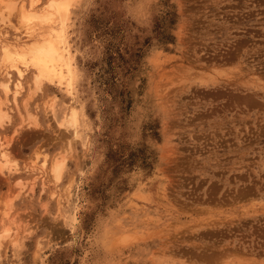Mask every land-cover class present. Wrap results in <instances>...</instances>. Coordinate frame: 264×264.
<instances>
[{"label": "rangeland", "instance_id": "374dc122", "mask_svg": "<svg viewBox=\"0 0 264 264\" xmlns=\"http://www.w3.org/2000/svg\"><path fill=\"white\" fill-rule=\"evenodd\" d=\"M67 17L71 96L26 70L20 111L3 106L17 242L0 264H264V0H75ZM10 19L0 39L26 41Z\"/></svg>", "mask_w": 264, "mask_h": 264}, {"label": "bare ground", "instance_id": "6f19581e", "mask_svg": "<svg viewBox=\"0 0 264 264\" xmlns=\"http://www.w3.org/2000/svg\"><path fill=\"white\" fill-rule=\"evenodd\" d=\"M74 1L45 0L43 4V0H0V23L4 25L8 24L9 26L11 23L10 18L12 15H15L17 24L23 28L22 34L26 38V41L22 42L20 40L19 42L15 35L12 43L6 32L0 39V127L9 121V114L3 108L6 101V103L10 102L16 111L20 108L21 102L18 97L23 90L22 80L24 79L26 70L33 71L32 83L34 91H40L44 84H49L55 85L66 95L70 94L73 82L72 55L69 42L67 43L69 37L65 38V29L67 16ZM41 4L43 5L39 7ZM14 31H17V29H14ZM10 73H13L18 78L13 83ZM31 95L29 93L28 99ZM28 99L22 101V106L25 110ZM57 99L55 96L52 100L53 104H48L49 107L47 105L48 110L46 113L49 112L52 118H56V112H58L55 109ZM62 109L60 121L57 122L59 128L63 127L70 130L72 138L76 141L79 140V124L76 112L72 108L64 107ZM25 113L27 117L25 116V120L22 121L25 122V129L35 127V117L29 112ZM3 146L4 144L1 143L0 172L13 173L15 170H13V166L9 162L10 160L8 161L5 151L2 150ZM37 156L38 154H36L35 159L38 158ZM40 164L41 167L47 165L46 155H43ZM64 168L65 160L62 156L52 159L49 172L55 182L60 181ZM17 185L22 186L20 181L17 182ZM7 206H9V201L5 204V207L8 209ZM8 210H3L1 214L3 215V220H6ZM11 231L9 226L3 225L2 230H0V248L2 241L7 237L13 245L16 244L17 240L12 236Z\"/></svg>", "mask_w": 264, "mask_h": 264}, {"label": "snow or ice", "instance_id": "6c2138e0", "mask_svg": "<svg viewBox=\"0 0 264 264\" xmlns=\"http://www.w3.org/2000/svg\"><path fill=\"white\" fill-rule=\"evenodd\" d=\"M34 62H35V60H34Z\"/></svg>", "mask_w": 264, "mask_h": 264}]
</instances>
